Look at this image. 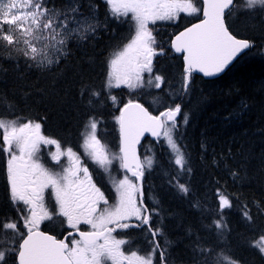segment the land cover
Returning <instances> with one entry per match:
<instances>
[{"label":"snow or ice","instance_id":"6c2138e0","mask_svg":"<svg viewBox=\"0 0 264 264\" xmlns=\"http://www.w3.org/2000/svg\"><path fill=\"white\" fill-rule=\"evenodd\" d=\"M110 6L111 13L119 19L132 14L135 25V35L115 59L111 60V71L108 84L111 80L117 81V86L124 83L130 88L144 85L143 73H151L154 56L162 55L163 48L157 52L155 37L149 24L155 25L157 21L173 20L181 12L189 15L203 13V19L193 24L175 36L172 47L177 53H184L183 80L180 92L186 94L189 90L191 74L199 71L205 76H214L225 70L233 62L239 53L253 47L248 39H238L229 30L226 17L236 10L257 9L264 11V0H202L203 7L198 8L193 0H104ZM79 0H68V3L57 8L50 0H8L3 3L0 0V41L6 42L2 46L9 52L8 58H12L13 51L22 53L24 57L37 67L45 64L41 53L50 46L60 55L65 54L69 40H86L94 35L101 24L96 15L97 6L88 5V12L81 11ZM227 10V11H226ZM4 26L8 30L4 31ZM22 44L23 47H17ZM41 44L42 47H38ZM8 46H12L8 48ZM52 60H47L51 65ZM31 66V65H30ZM159 89L163 78L159 75L150 77L147 84ZM89 96V104L92 97H98L99 92L91 91L88 85H84L81 96ZM4 99V98H0ZM115 101V97H111ZM163 105V101H158ZM151 106V105H150ZM7 112L0 113V130H2V142L0 152L7 154V180L10 185V200L17 205L20 215L15 219H0V264H6L9 254L18 255V264H157L156 257L159 254L158 264H168V248L171 241H161L156 237H164L163 226L153 228L151 210L143 202V193L134 181L144 177L146 169L159 166L152 156H146V165L139 162L135 153V145L145 132L167 146L169 165L175 169L169 183L176 181V186L184 194L190 189L179 183L180 175L190 174V156L183 145L184 133L181 131V123L186 125L189 121L187 114L182 113L181 104L175 107L168 106L159 115H152L142 104L129 101L121 110V115L116 119L120 122L122 147V167L130 171L132 178L127 175L116 184L119 193L118 202L109 209H100L101 203L108 204L104 193L92 182V176L87 167H80V158L71 147L67 148V157L74 159L76 166L65 169L64 174L53 173L39 162L37 153L40 145H56L58 152L51 155L53 167L60 165V157L65 153L59 151L60 144L54 139L41 134V124L31 120L20 123L21 117L10 119L15 115L14 105H5ZM246 107V106H244ZM182 116V121L177 117ZM97 121L89 120L91 133L85 143L89 148V154L107 169L113 160L109 159L104 151V146L96 137ZM81 173L83 179H81ZM236 176V173H232ZM51 187L55 197L53 211L49 212L44 205V190ZM137 193L140 199H137ZM219 208L231 207L229 197L217 189ZM20 202L27 208H21ZM58 206L59 211L55 209ZM199 207V204L195 205ZM244 216L251 220L248 212ZM64 217L71 228L79 234V239L73 238L69 232L65 239H56L55 236L41 232L42 221H53ZM135 218L138 224L132 225L129 221ZM22 222V224H21ZM91 225V231H80L79 225ZM147 226L151 239L147 241L149 251L139 255L138 251H131L125 255L122 246L129 241L117 239L113 233L117 229ZM213 227L222 229L221 220L213 222ZM22 228L26 229L22 231ZM222 235V233H220ZM264 256V235H261L251 245ZM195 264H240L227 247H205L199 239L192 248ZM199 257L196 258V254Z\"/></svg>","mask_w":264,"mask_h":264},{"label":"trees","instance_id":"16d2710c","mask_svg":"<svg viewBox=\"0 0 264 264\" xmlns=\"http://www.w3.org/2000/svg\"><path fill=\"white\" fill-rule=\"evenodd\" d=\"M50 3L61 8V3L66 5L68 0H50ZM79 3L82 5L81 11H86L85 14L89 4L97 6L96 15L101 27L86 40H69L59 62H56L58 53L51 46L38 57L45 59V64L40 67L19 52L13 51L12 58H8V50L2 46L6 42L0 41V98H4L0 99V113H6L5 105L12 104L15 114H18L16 117H39L38 120L47 124L52 133L72 142L90 117L109 114L107 108L96 114L100 101L92 97V103L89 104V96H81V90L84 85H88L91 91L99 86L110 49L124 37V31L118 26L124 22L111 14L110 6L104 0H79ZM262 12L259 9L236 10L227 16L232 31L250 40L253 47L218 78L205 79L200 75H191L188 92L180 95L181 106L186 109L189 117L187 126L181 124V131L184 133L183 145L190 156L192 171L180 175L179 183L185 184L190 189L189 193L186 195L181 192L175 180L169 183L176 173L169 165L167 151H162L166 153V160L159 166L158 174L161 178L152 184L155 188L146 186L147 198L152 192L157 199V203H150V207H159L161 211L153 212L160 213L157 227L163 226V240L158 236L161 247H164V241L172 242L168 248V264H195L192 248L198 239L205 247L219 245L221 248H229L240 264H244L243 260L256 263L254 260L257 256L264 261V256L251 246L259 236L264 235ZM7 30V26H4V31ZM38 47L42 45L38 44ZM163 47L167 48L166 53L155 59L154 63L162 65L163 57L171 56L174 68L183 79L180 60L168 44ZM47 60L53 63L47 65ZM155 73L166 75L158 67ZM103 103L108 105L106 100ZM232 173H236V176ZM217 189L229 197L231 207L219 208ZM253 199L261 200L262 214L249 211L251 220H248L244 216L245 211L239 208L248 205L247 200ZM197 204L199 207L195 206ZM9 211V206L0 198V219L7 217ZM216 220H221L224 225L222 229L212 226ZM249 221H258L260 230L250 229ZM243 229L253 234H244ZM135 232L124 231L119 237L134 239L138 237ZM248 235L254 238L250 240ZM235 237L243 241L239 242ZM130 248L124 247L125 250ZM145 250H150L149 245ZM250 253L254 254L249 257ZM156 258H159L158 253Z\"/></svg>","mask_w":264,"mask_h":264},{"label":"bare ground","instance_id":"6f19581e","mask_svg":"<svg viewBox=\"0 0 264 264\" xmlns=\"http://www.w3.org/2000/svg\"><path fill=\"white\" fill-rule=\"evenodd\" d=\"M63 5H64V3H61V6L63 7ZM87 10V9H86ZM82 12H84V13H86V11H84V10H82ZM98 15V14H97ZM46 70V69H45ZM234 109V108H233ZM20 113V112H19ZM22 113V112H21ZM235 113V112H234ZM213 127V126H212ZM196 132V131H195ZM249 135V134H248ZM233 142V141H232ZM206 143V142H205ZM199 144V143H198ZM232 145H233V143H232ZM196 150V149H195ZM230 151V150H229ZM231 154H232V152H231ZM204 155V154H203ZM227 155V154H226ZM201 158V157H200ZM204 158V157H203ZM206 160V159H205ZM220 161V160H219ZM241 161V160H240ZM201 162H202V160H201ZM227 162V161H226ZM204 164V163H203ZM219 165V164H218ZM199 166V165H198ZM202 167V166H201ZM211 167V166H210ZM204 168V167H203ZM218 168V167H217ZM216 170V169H215ZM220 171V170H219ZM221 172V171H220ZM155 188V187H154ZM212 200V199H211ZM247 203H248V205H242V207L240 206V210L241 211H247V212H249V213H252L253 211L252 210H254V211H256V212H258L260 215L262 214V205L260 204L261 203V200H247L246 201ZM248 225H249V227H250V229H252V230H254V231H257L258 229L260 230V224H259V222L258 221H249L248 222ZM248 225H244V226H248ZM243 231H244V234H249V233H251V234H253L252 232H250V231H248V230H246V229H243ZM247 237H249V238H251L250 240H252L254 237H250L249 235L247 236ZM235 239H237L239 242L240 241H243L242 239H240V238H236L235 237ZM249 240V241H250ZM250 247V246H249ZM255 253V252H254ZM254 253H250L249 254V257L251 256V255H253ZM249 257L247 258V259H249ZM257 264H264V261L263 260H261L260 258H259V256H257V258L254 260ZM244 264H250V263H252V264H256V263H254V262H251L250 260H243L242 261Z\"/></svg>","mask_w":264,"mask_h":264},{"label":"water","instance_id":"95a60500","mask_svg":"<svg viewBox=\"0 0 264 264\" xmlns=\"http://www.w3.org/2000/svg\"><path fill=\"white\" fill-rule=\"evenodd\" d=\"M198 23H199V22H198ZM190 27H191V26H190ZM238 39H241V38H238ZM244 51H246V50H244ZM244 51H243V52H244ZM243 52H242V53H243ZM242 53H239V54L237 55V58H238ZM237 58H235V59L233 60V62H234ZM230 65H231V63H230ZM230 65H229V66H230ZM229 66H227V67L225 68V70H226ZM225 70H224V71H225ZM224 71H223V72H224ZM196 72H199V71H196ZM223 72H221V73H217V74H215L214 76H205L203 73H201V72H199V73H201V74H202L203 76H205V77H215V76H217V75L222 74Z\"/></svg>","mask_w":264,"mask_h":264},{"label":"rangeland","instance_id":"374dc122","mask_svg":"<svg viewBox=\"0 0 264 264\" xmlns=\"http://www.w3.org/2000/svg\"><path fill=\"white\" fill-rule=\"evenodd\" d=\"M8 2V0H3V3H7ZM18 2H22V0H18ZM178 21H176L175 23H177ZM135 35V34H134ZM133 35V36H134ZM128 44V41L126 42V45ZM120 52H122V51H118V53H120ZM118 55V54H117ZM116 55V56H117ZM116 56H114L112 59H115L116 58ZM109 73H110V71H109ZM242 185H244L243 183H242Z\"/></svg>","mask_w":264,"mask_h":264}]
</instances>
